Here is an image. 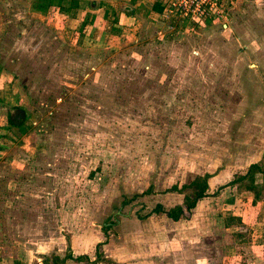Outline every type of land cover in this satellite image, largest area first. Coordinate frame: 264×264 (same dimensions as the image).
Masks as SVG:
<instances>
[{
  "label": "rangeland",
  "instance_id": "374dc122",
  "mask_svg": "<svg viewBox=\"0 0 264 264\" xmlns=\"http://www.w3.org/2000/svg\"><path fill=\"white\" fill-rule=\"evenodd\" d=\"M36 2L0 0V73L29 129L10 123L0 148V264H185L214 255L217 223L225 264H264L249 182L230 185L264 170V0L193 30L141 9L121 31L85 0L84 32ZM199 180L205 196L168 217Z\"/></svg>",
  "mask_w": 264,
  "mask_h": 264
},
{
  "label": "crops",
  "instance_id": "0c3cea01",
  "mask_svg": "<svg viewBox=\"0 0 264 264\" xmlns=\"http://www.w3.org/2000/svg\"><path fill=\"white\" fill-rule=\"evenodd\" d=\"M42 1H47L48 7H47V5L45 6V4ZM81 1L85 2V0H39V2L37 0V2L35 3L34 11L36 10L35 12L40 13V14H45V15L50 14V16L52 15L51 13H53V15L55 16L58 14V12L61 14L64 10H66L67 12H65L64 14L66 16H68L70 11L72 10L76 14H75V17H73L72 21H68L67 28L71 29L72 26L74 28L76 22L78 21V25L82 24L83 28L81 27V30L83 29L82 32H84L85 30H87V27L89 25L86 23H82L81 17L83 16V13L85 14V12L88 10L85 8L86 10L83 11L82 8L80 9L78 7V5L75 4V3L81 2ZM90 1H95V2H99L101 4H104V5H102L103 9L106 8V6L110 7L111 16L114 15L116 17L117 16L119 17L118 23L120 25L118 26L117 22H115V21L113 22V25L116 28H119L120 31L123 30V28H124L122 26V24H128V19L131 18V19H133L134 22L137 21V19H141L140 14H139V11L141 9H144V10L146 9L145 11L147 13V17L154 18L155 16L159 15L158 13L163 9V4H164V0H125L128 2V5H126L123 8V10L128 6H130L129 7L130 9H128L126 11L124 10L121 12L120 10L116 9L113 6V3L120 1V0H90ZM49 9L51 10L50 12L48 11ZM100 10H101V7L97 12L93 11V13L94 12H95V14L99 13ZM128 11H131V12H128ZM90 12H92V11H90ZM95 17H97L99 20H102V22L105 24L104 20L100 19V17H101L100 15L94 16V18ZM103 26L104 25L102 24L101 27L103 28ZM90 28H91V25H90ZM126 28L128 29V27H126ZM104 30H106V29L104 28ZM107 34L108 33H106V35ZM8 81H9L8 76L6 74L0 73V121H1V123H0V142H1L0 148H2L1 146H5L4 143H5V141H6L5 139L7 137L6 132H8V130H11L10 128L12 127V126H9L10 123H12V122H10L8 120V114H9L11 109H14L16 107L18 108V105L17 104L15 105L12 102V99H15V97L17 95L16 94L17 91L14 90V88H12L13 90H11V88H10L12 86L16 87L15 86L16 84L14 82L10 83ZM21 110L23 112V117H22L21 122L14 123L13 125H17V126L20 125L21 128H24V126H25V128H27V131H28L29 129L26 125L27 124L26 121L28 119L26 116L27 114L25 113L24 109H21ZM4 153H0V154L3 155ZM259 210H261V209L260 208L258 209V214H260ZM253 212H254V209H253ZM258 214L256 217V223H257V221H261V222L259 223V229L257 232V235H259V239H258L259 242H258V244H256V246L260 247L259 253L262 255L261 257L264 259V213L262 215V218L260 217L261 220H259ZM231 224H234V223H231V221H229L228 223L223 225V227L230 228V227H232ZM219 231H220V228H219V225L217 223L214 226V228L211 230V233L213 236V238L211 240V245L213 246V249H214V255L212 257H210V259L206 258L207 256L202 252L203 250L201 249L199 251H196L197 252L196 255L191 256V257H193L194 260H190V259L186 258L185 264H225L224 263V258H226L225 254L222 251V249H220V245L218 244L220 239L223 238V236H217ZM214 246H216V247H214ZM182 255H185V254H182ZM178 256L179 255H177V257ZM185 257H186V255H185ZM248 264H249V262H248Z\"/></svg>",
  "mask_w": 264,
  "mask_h": 264
},
{
  "label": "built area",
  "instance_id": "2783aa9c",
  "mask_svg": "<svg viewBox=\"0 0 264 264\" xmlns=\"http://www.w3.org/2000/svg\"><path fill=\"white\" fill-rule=\"evenodd\" d=\"M226 0H164L163 15L174 26L181 25L193 30L224 18Z\"/></svg>",
  "mask_w": 264,
  "mask_h": 264
},
{
  "label": "trees",
  "instance_id": "16d2710c",
  "mask_svg": "<svg viewBox=\"0 0 264 264\" xmlns=\"http://www.w3.org/2000/svg\"><path fill=\"white\" fill-rule=\"evenodd\" d=\"M259 174L262 175L263 179L261 183H256V176ZM199 181H195L190 185L192 187H196L195 188L196 193H194L195 195L191 197V199L187 196L183 205L182 204L178 205L177 207H175V209L170 210V212L167 213L168 217L172 218L173 220H178L180 216H183V213H185L186 215V213H188V211L196 205L197 201L205 196L208 186L206 184V181L204 180H199ZM242 181L249 182L248 190L250 192H253L254 194V198L252 201H250V203L254 206L253 208L254 213L256 214L257 217L258 205L263 200L264 197V170H261V167L258 164H252L248 168V171L245 175L237 177V180L232 181L230 185ZM154 212L161 213L160 206H157ZM67 260H72L75 262H83V261H87L88 258L85 255L73 257L71 253H68L64 258H59L57 256H54L52 260H50L52 261L51 263L45 262L44 264H64Z\"/></svg>",
  "mask_w": 264,
  "mask_h": 264
},
{
  "label": "flooded vegetation",
  "instance_id": "af4514ba",
  "mask_svg": "<svg viewBox=\"0 0 264 264\" xmlns=\"http://www.w3.org/2000/svg\"><path fill=\"white\" fill-rule=\"evenodd\" d=\"M23 117V112L20 108H14L11 109L9 114H8V120L12 123H18L21 122Z\"/></svg>",
  "mask_w": 264,
  "mask_h": 264
}]
</instances>
